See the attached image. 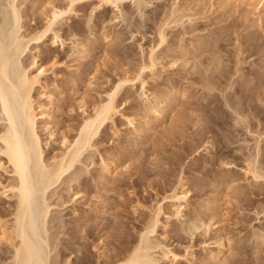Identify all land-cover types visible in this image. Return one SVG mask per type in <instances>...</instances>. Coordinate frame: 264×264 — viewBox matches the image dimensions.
<instances>
[{"label":"rangeland","instance_id":"rangeland-1","mask_svg":"<svg viewBox=\"0 0 264 264\" xmlns=\"http://www.w3.org/2000/svg\"><path fill=\"white\" fill-rule=\"evenodd\" d=\"M66 2L23 0L28 32L42 26L51 4ZM137 2L122 0L119 8L100 5L93 11L97 0H83L56 26L64 43L52 48L59 65L49 71L47 82L51 89L54 83L59 87L58 104L71 100L75 106L83 95L93 103L102 101L117 78L125 71L132 77L156 46L155 73L145 70L142 79L147 97L159 96L168 108L156 125L143 127L155 118L145 109L140 83L121 89L117 97L121 114L84 153L91 157L82 165L88 168L81 181L84 197L58 208L66 229L55 226L50 232L59 233L67 255L68 246L76 250L71 259L85 249L90 264L110 262L137 241L149 210L161 203L160 219L166 229L158 228L157 233L178 255L172 264H213L210 255L217 252L219 239L228 245L226 264H260L264 245L257 244L254 232L264 231V179L246 174L243 166L254 159L255 166L264 169V17L259 20L254 10L233 1L144 0L139 7ZM172 9L179 16L176 22L170 17ZM160 26L166 40L157 47ZM83 45L88 51L79 60L76 52ZM55 114H60L61 126L80 119L75 108L69 117ZM134 125L141 126V132H135ZM204 141L209 147L197 150ZM99 155L118 166L108 183L98 176ZM125 165L128 170L122 168ZM179 182L189 192L186 228L167 220L171 207L163 201ZM65 188L60 185L57 190L67 201L72 191ZM9 205L0 199L1 217L12 209ZM202 223H209L208 229ZM84 224L92 226L91 237L78 232L70 238L68 227ZM3 247L0 244L1 253ZM63 260L60 264H70Z\"/></svg>","mask_w":264,"mask_h":264},{"label":"bare ground","instance_id":"bare-ground-1","mask_svg":"<svg viewBox=\"0 0 264 264\" xmlns=\"http://www.w3.org/2000/svg\"><path fill=\"white\" fill-rule=\"evenodd\" d=\"M81 1L83 0H67L64 6L47 3L50 8L45 22L40 27H34L35 29L30 32L25 27L22 13L23 0H2L0 3V199L5 198L12 208L6 216H0V244L5 246L1 248L0 264H60L62 262V254L66 250L64 240L59 238L58 232H50V229L55 226L66 227L58 208L68 201L76 202L84 197L81 189L84 182L81 181L84 174L88 172V168L82 165L85 161L91 160V157H85L84 153L89 148H94V140L105 133L107 126L113 123L115 116L119 115L117 97L124 86L138 81L143 91L141 95L145 98L143 101L145 109L154 115L153 121L145 122L144 125L140 124L141 126L156 125L166 115L168 104L163 103L159 96L153 94L149 99L145 91V80L142 79V73L145 70L151 74L155 73L156 46L150 49L148 61L142 62L132 77H129L128 71H125L117 78L102 101L93 103L87 101L83 95L79 97L76 107L70 102L71 100L63 99L64 101L58 104L59 87L54 83L51 89L47 82L49 71H53L59 65L52 48L63 46L64 43L56 26L75 12L76 4ZM121 1L97 0L98 4L92 10L94 11L100 5H115L119 8ZM223 1H233L251 8L259 20L264 17V0ZM141 2L144 0H138V7L142 4ZM175 12L176 10L172 9V14L169 16L177 14ZM177 18L179 19V16L175 15L172 21L176 22ZM161 26L157 28L155 36L157 47L166 40L164 27ZM46 42H50L49 47L42 50L40 46ZM80 48L76 52L79 60L88 51V47L84 45ZM41 53H43L42 57ZM74 108L80 111L78 122L71 126L64 124L61 126L62 120L58 121L57 116L60 114L55 113H65L69 117ZM127 120L132 124L131 120ZM141 126L134 125L133 130L139 132ZM54 145L58 147L55 148ZM209 145L210 143L205 142L198 145L196 149L206 150ZM49 149L52 154L48 156L46 150ZM99 157V179L108 183L119 172L118 166L115 161L106 160L102 155ZM255 163L254 159L253 161L247 159L243 170L253 178L264 179V169L255 166ZM90 164H93L92 161ZM222 164L231 166L230 162L222 161ZM122 168L129 169L127 165ZM73 184H76L75 187ZM60 185L66 186L67 193L72 191L67 201L57 190ZM188 196V190L184 188L182 182H179L166 197H163V201L169 203L171 207L166 215L167 220H174L185 228L188 225L184 213ZM94 197L97 195L95 194ZM136 212L137 209H134V213ZM161 214L162 204L156 203L149 210L147 219L142 221L143 225L138 231L137 241L135 240L129 247L125 246L126 248L121 250V256H116L120 252L118 251L114 256L117 258L113 261L105 260L107 262L98 264H172L175 262L178 255L164 242V235L157 233L158 228L166 229V223L161 222ZM7 216L10 218H6ZM208 224L201 225L208 229ZM82 225L68 227L67 234L69 233L70 238L78 232H81L79 235H82V232L85 233L81 236L83 238L91 237L92 226L86 228L85 224V227ZM254 234L257 237V244L264 245V231L255 230ZM100 243L104 244V242ZM216 243L218 250L210 255V260L214 262L213 264H226L225 253L228 251L226 240L219 239ZM68 250L69 253L68 255L65 253L63 262L90 264L85 249L79 250L81 255H73V259L69 256H72V252L76 250H70L69 246ZM101 255L104 257V253Z\"/></svg>","mask_w":264,"mask_h":264}]
</instances>
